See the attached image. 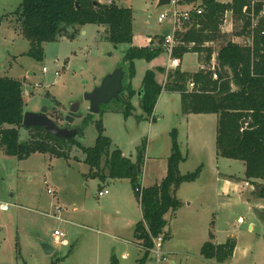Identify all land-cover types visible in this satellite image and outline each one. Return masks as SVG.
Returning a JSON list of instances; mask_svg holds the SVG:
<instances>
[{"label": "rangeland", "instance_id": "rangeland-1", "mask_svg": "<svg viewBox=\"0 0 264 264\" xmlns=\"http://www.w3.org/2000/svg\"><path fill=\"white\" fill-rule=\"evenodd\" d=\"M112 1L132 9V28L139 37L161 33L170 25L168 19L163 22L157 20L159 13L167 9L157 7L158 0ZM20 3L21 0H0V77L21 81L24 111L38 112L47 106V116L63 127L67 124L64 116L69 105L79 101V112L83 117L75 119L71 125L81 126L87 118L82 132L74 136L80 146L87 148L94 145L96 122L101 120L104 134L110 139V150L116 147L127 156L133 153L136 157L137 148L145 141L143 160L148 167L154 159L159 163L166 161L171 148L170 132L176 130L179 151L186 156L180 164L181 173L200 168L197 179L183 182L180 186L177 192L180 205L166 216L165 231L169 232V237L163 242L162 250L171 249L172 256L167 261L156 262L151 253L145 264H223L200 255V246L210 238L211 231V240L224 241L229 232L235 237L238 235L240 245L233 259L226 262L243 264L238 261L240 249L245 247L250 233L237 232L234 227L237 218L242 217L244 223L241 227L245 230L252 213L247 205L236 204L232 198L226 209L221 206L216 208L214 188L217 172L230 173L236 177L235 182L240 181L244 171L242 161L216 158L212 141L204 143L200 150L195 149L187 140V124H183L180 112L165 116L158 112L154 121L152 114L150 121L142 111L137 95L131 100L134 110L127 118L123 116V105L118 100L102 104V114L89 113L83 95L100 84L106 74L124 65L123 83L128 82L127 64L123 62L128 45L112 44L106 38L104 26L73 25L67 28L72 36L42 44L40 60L29 57L26 55L29 41L21 34L16 15L12 14ZM225 19L224 30L228 29V32L224 31L223 39H235L234 34L240 29L241 21L234 20L230 14ZM221 41L213 44L214 48H218ZM196 55H185L181 69L197 71L208 66L204 54ZM165 60L166 55L163 54L154 61V65ZM145 64L143 59L135 62L136 76L131 83L136 90L141 85L140 72ZM165 79L166 73H162L160 84H164ZM35 84L40 87L33 89ZM165 94L170 97V109L176 108L179 104L177 95L161 92V96ZM212 130L213 124L211 132H206L210 137ZM18 131L20 140H25L28 129L20 126ZM63 144L68 157L35 152L18 159L6 155L0 146V202L10 204L8 210H0V264H135L143 250L134 237L132 219L139 218V209L130 182L88 176L89 166L84 162L82 148L71 145L67 139ZM99 188L107 189L108 194L98 196ZM247 195L248 191L243 196ZM56 205L61 208L58 215L64 221L48 216L53 214ZM217 217L220 218L219 224L216 223ZM55 229L64 232L65 243L54 241ZM256 233L255 227L251 236ZM41 242L50 244L53 252L45 254ZM252 248L259 252L257 246ZM259 253L263 256L264 247ZM248 261L244 264H249Z\"/></svg>", "mask_w": 264, "mask_h": 264}, {"label": "trees", "instance_id": "trees-1", "mask_svg": "<svg viewBox=\"0 0 264 264\" xmlns=\"http://www.w3.org/2000/svg\"><path fill=\"white\" fill-rule=\"evenodd\" d=\"M197 2V0H186ZM204 7L201 15H193L185 31L177 32L179 44L172 55L182 59L188 52L204 54L208 66L189 73L179 68L166 73L164 84L156 81L155 73L164 68L147 69L140 87H132L135 77V60L146 62L158 57L163 51L162 35L157 46L138 47L132 45L133 12L130 7L119 6L112 0L101 3L98 0H21L16 15L21 34L29 41L26 55L40 60L43 55L42 44L59 37L72 36L69 26L97 24L104 26L106 38L115 46L127 44L123 62L127 64L128 82L118 101L122 102L125 118L133 112L131 100L137 95L140 107L147 117L153 114L154 106L162 91L178 92L183 114L217 115L215 148L217 157L240 160L244 163V179L252 184L251 195L264 200V15L259 18L258 27L253 31L251 47L233 39H223L221 25L225 11H230L234 20L241 21L235 36L249 34L250 19L243 8L250 10L254 3L255 14L264 8V0H199ZM222 40L218 48L214 45ZM208 43L209 45H206ZM215 54L212 78L210 58ZM124 70V65H122ZM125 76V71H124ZM124 80V79H123ZM193 88H188V83ZM58 104V103H57ZM24 98L22 83L12 77H0V146L8 156L18 159L35 152L50 153L57 157H68L63 148L66 139H57L41 127H29L25 140H20L18 127L22 126ZM99 114H102L100 109ZM78 126L82 132L84 124ZM57 123V122H55ZM97 136L94 145L82 147L74 140L67 139L71 145L82 148L84 162L89 166L88 176L101 180L128 179L134 197L141 210V219L134 225V237L143 252L136 264H145L153 246L152 239L158 235L168 238L165 231V215L174 212L180 205L176 190L183 182L194 181L200 168L193 172L180 173L179 164L186 160L179 151L176 130L170 132L171 148L167 157L166 175L153 185L142 186L143 152L146 142L137 148L135 161L122 155L119 148L110 150V139L104 134L101 120H97ZM77 132V133H78ZM106 172V174H105ZM200 247V255L207 260L224 263L232 257L236 238L228 236L222 243L215 244L211 238Z\"/></svg>", "mask_w": 264, "mask_h": 264}, {"label": "crops", "instance_id": "crops-1", "mask_svg": "<svg viewBox=\"0 0 264 264\" xmlns=\"http://www.w3.org/2000/svg\"><path fill=\"white\" fill-rule=\"evenodd\" d=\"M227 2H229V1H227ZM164 30H166V29H163L161 31V33L153 34V35H146L145 37H139L133 32L132 45L138 46V47L157 46V44L159 42L158 36L162 35V32ZM132 31H133V28H132ZM188 53H194L195 55L197 54V52H188ZM188 53H185L183 55L182 59L180 60L181 63L183 61L184 56L187 55ZM163 54L166 55L165 62L154 65V61L157 60L159 58V56H161ZM199 55H202V53ZM159 56L154 58L153 60H151L149 62L145 61V63H146L145 67L143 69H141V72H140V76L142 75L141 78H143L144 72L147 69L155 70L157 67H162V68H164L163 73H167V71H169L166 68L167 61H168V55L165 53V51H163ZM196 58H197V55H196ZM135 62H136V60H135ZM180 66H181V64H180ZM180 70L185 71V72H195L196 71V69L193 71H186V70L181 69V67H180ZM155 74H156L155 75L156 81L160 84L159 80H160V75L162 73L156 72ZM135 76H136V74H135ZM134 89L136 90V88H134ZM171 93H174L173 95H177L178 101H179L178 106L176 108L170 109L171 108L170 97L167 94L162 95V96L160 94L157 101H156V104L154 106L152 121H154V117L156 116V113H158V112L161 113L163 116L167 115V113H169V114L174 113L175 115H177V113L180 112L183 124H185V123L187 124L186 127H187L188 131H187L186 137H187V140L189 141V144H191L195 149H199V150L203 148V144L206 142L211 143V141H212V143L215 144L217 115L214 113L183 114L181 111L179 93L178 92H171ZM149 120H150V117H149ZM211 124H213V130H212L213 132H212V134L210 133L212 138L206 133V132L209 133V131L211 132ZM178 146H179V142H178ZM120 150H121L123 156L128 157L132 162L135 161L136 157L134 156L133 153H131L130 155L127 156L126 153L122 149H120ZM215 155H216V151H215ZM216 158H217V155H216ZM219 158L222 159V157H219ZM180 164H179V171H180ZM243 165H244V163H243ZM243 168H244L243 170H245V166H243ZM166 169H167V162L165 160L161 161L159 163L158 160L154 159L151 161V164L149 167L147 166V163H146V166L144 163V168L142 171V181H141L142 186L147 187V186L153 185L155 183H158L166 175ZM180 173H181V171H180ZM240 178H241L240 181L235 182L236 177L234 175H232L230 173L217 172V175L215 177L216 184L214 187L215 188V195L217 197L216 208L221 206L224 209H226L228 207V205H230L232 203L231 202L232 199H233V202H236V204L247 205V209L249 210L250 213H252V218H251V221L248 223L247 228L245 230L242 229L241 226L244 222L237 223L236 227H234L237 230V232L248 231L250 233L249 238H247L245 240L246 245L243 244V245H245V247H242L240 249V256H239L240 260L238 259V261H241L244 264V262H246V261H248V259H250L248 261L249 264H263L264 261L262 262V258L264 259V254L262 256L259 252H261L263 250V247H264V200L263 199H256L254 196L251 195L252 184L250 183V181H248L250 186H244V182L247 181L244 179V171H243L242 176ZM118 180L129 181L128 179H118ZM182 184H180L176 190V197H177V192H178V190ZM100 189H102V188H99V190ZM247 189H249V190H247ZM247 191H248V195L243 196L244 193H247ZM132 195L134 197L133 191H132ZM132 195H131V197H132ZM134 199H135V197H134ZM135 201H136V199H135ZM135 203H137V201ZM137 207L139 209V218L137 220L132 219L134 224L138 220L141 219V210H140L138 203H137ZM171 213L172 212H168L167 214H171ZM58 214H56V215H58ZM167 214L165 215V218H166ZM58 217H59V215H58ZM53 218H55L56 220H59L56 217H53ZM219 219H220L219 217L216 218L217 224H219ZM255 227L257 228V233L255 234V236H251ZM167 233L169 235V232H167ZM211 233H212V231H211ZM220 233H221V231H220ZM220 233H218V234H220ZM218 234L216 235V238H217ZM228 236H234V235H232V233H230V232L227 233L225 235V240ZM235 238H236V246L234 248V251H233V254L231 257L232 259L234 257L236 250L238 249V247L240 245V239H239L238 235H236ZM165 239L166 238H164V241H165ZM224 241L223 240L219 241L218 239H212V242H214L215 244H219V243H222ZM252 246H257L259 252L255 251L252 248ZM164 252L167 253L169 256L170 255L172 256V254H173V252L169 248H166V250ZM150 255H151V252H150L149 256ZM135 264H136V262H135ZM231 264H233V263H231Z\"/></svg>", "mask_w": 264, "mask_h": 264}, {"label": "built area", "instance_id": "built-area-1", "mask_svg": "<svg viewBox=\"0 0 264 264\" xmlns=\"http://www.w3.org/2000/svg\"><path fill=\"white\" fill-rule=\"evenodd\" d=\"M163 7L167 8L165 11H162L159 13L157 20L158 22H163L164 20L168 19L170 21V25L168 28V33L166 35H162L161 40V46L163 47L165 53L168 55V61L166 68L167 70H175L180 68L181 61L177 57H174L172 55L173 49L179 44V42L176 39V33L185 31L187 24L190 22L193 15H201L204 11V7L200 2H188L186 0H169L167 4L162 5ZM243 12L249 17L250 19V25H249V34L248 35H242V36H235V39H233L236 42L242 43L243 45L251 47L253 45V31L255 28L258 27L259 18H261L264 15V8L259 11L258 15L255 14L254 9V3L251 4L250 10H247V7L243 8ZM230 14V11H225L223 22L221 25V30L224 32H228V29L224 30V23L226 22V15ZM231 31V30H230ZM261 34H264V30L260 32ZM206 45H209L206 43ZM215 66V54L211 55V62H210V70L212 71V78L216 79L217 74L214 71ZM42 71L45 72L46 68L43 67ZM57 74V73H56ZM39 85H34L32 88H38ZM188 88H193V83H188ZM244 186H250L248 181L244 182ZM253 188V187H251ZM48 192H50L48 190ZM108 194L107 189H100L98 190V196H103ZM10 204L6 202H0V210L6 211L9 209ZM61 208L59 206H56L54 208L53 214L49 215L50 217H56L60 221H64L61 218L58 217V213H60ZM237 223H242L243 218L238 217ZM53 238L56 243L63 244L65 243L64 237L65 234L63 231L59 229H55L53 231ZM164 237L163 235H158L157 237L152 239L153 246L150 249V252L153 253L155 261H167L169 259V255L165 253L162 250ZM223 264H231L230 262H224Z\"/></svg>", "mask_w": 264, "mask_h": 264}, {"label": "water", "instance_id": "water-1", "mask_svg": "<svg viewBox=\"0 0 264 264\" xmlns=\"http://www.w3.org/2000/svg\"><path fill=\"white\" fill-rule=\"evenodd\" d=\"M169 0H158L157 7L167 4ZM168 30H164L162 35H166ZM124 70L122 66L116 67L112 72L106 74L100 84L95 86L90 92H85L83 99L88 103V112L98 114L102 104H107L111 100H118L119 94L123 90ZM79 101L72 102L64 116V121L71 125L75 119H81L83 114L79 112ZM47 106H43L38 112L24 111L22 117V126L41 127L50 135L57 139H71L78 132V127L58 126L54 120L46 114ZM41 247L45 254L53 252V247L41 242Z\"/></svg>", "mask_w": 264, "mask_h": 264}, {"label": "flooded vegetation", "instance_id": "flooded-vegetation-1", "mask_svg": "<svg viewBox=\"0 0 264 264\" xmlns=\"http://www.w3.org/2000/svg\"><path fill=\"white\" fill-rule=\"evenodd\" d=\"M67 112V111H66ZM66 126H70V128H73V127H75V126H72V125H68V124H66Z\"/></svg>", "mask_w": 264, "mask_h": 264}]
</instances>
